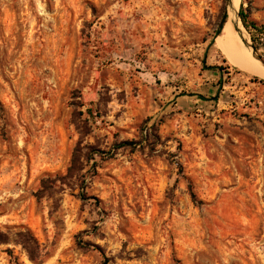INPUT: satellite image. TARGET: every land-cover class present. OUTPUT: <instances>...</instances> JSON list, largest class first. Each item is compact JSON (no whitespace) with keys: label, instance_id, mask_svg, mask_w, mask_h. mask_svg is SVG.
Listing matches in <instances>:
<instances>
[{"label":"rangeland","instance_id":"rangeland-1","mask_svg":"<svg viewBox=\"0 0 264 264\" xmlns=\"http://www.w3.org/2000/svg\"><path fill=\"white\" fill-rule=\"evenodd\" d=\"M227 1L0 0V229L40 245L0 264H264V76L216 44ZM79 144L87 198L39 199Z\"/></svg>","mask_w":264,"mask_h":264},{"label":"trees","instance_id":"trees-1","mask_svg":"<svg viewBox=\"0 0 264 264\" xmlns=\"http://www.w3.org/2000/svg\"><path fill=\"white\" fill-rule=\"evenodd\" d=\"M240 17L243 22V25L246 29L252 28L257 29V23L254 21H251L249 19L248 12H246L244 5H241L240 9ZM223 28L220 27L219 31L217 32V35L221 33ZM255 50L258 51V48L255 47ZM214 70L222 71L223 69L220 67H212ZM79 128V127H78ZM138 145V142L134 141H125L121 144L120 147L125 146H132L135 148V146ZM88 152L86 155H83V147L81 144H79L73 153V157L71 160L70 167L68 168V171L65 175L59 176L55 179L47 178L42 181L41 189L39 193L37 194V197L39 199L44 197H53L59 190L63 191L65 188H80V195L79 198L81 200H85L87 197L85 193V187L84 185H79V182L81 181V174L85 170V162H91L92 156L94 153H96V150L93 147H87ZM180 173H182V167H180ZM188 189L190 192V195L193 199V202H196L197 196L194 192L193 183L188 179ZM7 244H14L20 246L27 254L30 261L35 262L40 257V245L30 230H21L18 232H11L7 231L4 232L0 229V245H7ZM8 254L13 257V252L11 249H8Z\"/></svg>","mask_w":264,"mask_h":264},{"label":"bare ground","instance_id":"bare-ground-1","mask_svg":"<svg viewBox=\"0 0 264 264\" xmlns=\"http://www.w3.org/2000/svg\"><path fill=\"white\" fill-rule=\"evenodd\" d=\"M241 1L234 0L235 8L228 10L227 22L221 35L217 37L216 44L232 66L245 73L264 76L261 63L253 57L250 49L246 47L234 26L235 21L238 19Z\"/></svg>","mask_w":264,"mask_h":264},{"label":"water","instance_id":"water-1","mask_svg":"<svg viewBox=\"0 0 264 264\" xmlns=\"http://www.w3.org/2000/svg\"><path fill=\"white\" fill-rule=\"evenodd\" d=\"M234 8H235V2H234V0H228V1H227V9H226V13H225V15H224V17H223L222 24H221V28H223L224 25H225V23L227 22V19H228V10H229V9L233 10ZM239 12H240V11H238V19H237V21H235V23H234L235 29H237V31H238V33L240 34V36H241V38H242L244 44L246 45V47L250 49V51H251L253 57H254L255 59H257V60L261 63V65H262V67H263V69H264V60H263V58L257 54V51L255 50V47L252 46V45L249 43V40H248V38L246 37V34H245V26L243 25V22H242V20H241V17H240Z\"/></svg>","mask_w":264,"mask_h":264},{"label":"crops","instance_id":"crops-1","mask_svg":"<svg viewBox=\"0 0 264 264\" xmlns=\"http://www.w3.org/2000/svg\"><path fill=\"white\" fill-rule=\"evenodd\" d=\"M217 87H218V86H217ZM217 87H216V88H217ZM216 88H215V90H216ZM217 93H220V92L217 91ZM221 93H222V92H221Z\"/></svg>","mask_w":264,"mask_h":264}]
</instances>
